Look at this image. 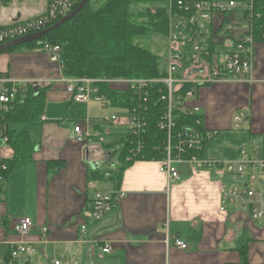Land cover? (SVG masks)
<instances>
[{
	"label": "crops",
	"instance_id": "crops-1",
	"mask_svg": "<svg viewBox=\"0 0 264 264\" xmlns=\"http://www.w3.org/2000/svg\"><path fill=\"white\" fill-rule=\"evenodd\" d=\"M7 2L0 0L5 6ZM47 3L43 0L41 7ZM3 10L0 25L10 15ZM37 12L29 10L25 15ZM236 12L233 33L238 35L245 33V22ZM218 25L216 16L213 28ZM254 49L250 83L211 85L200 91L203 125L218 132L205 150L211 162L235 161L248 144L258 145L264 158V43H255ZM0 73L13 79L42 80L39 88H46L34 153L30 160L7 170L0 190V264L6 263L10 245L19 241L30 243L34 251L18 264H53L56 259L60 264H240L239 249L244 246L247 264H264V220L250 224L248 214L236 207L219 211L220 184H231L220 168L182 164L180 179L173 181L159 170V161L135 160L116 179L112 152L118 139L73 142L74 125L90 126L92 119L69 120L70 126L63 121L73 107L87 114L89 105L69 102L64 84L55 81L62 70L43 52L11 47L0 54ZM243 108L249 109L250 136L235 133L231 126L233 113ZM95 120L93 126L104 125L102 118ZM2 155L6 160L12 156L8 146ZM117 190L124 196L111 211L98 220L90 219L94 196ZM21 217L32 222L23 240L11 228ZM81 226H85L83 232ZM175 238L187 250L175 248ZM104 247L110 251L102 252Z\"/></svg>",
	"mask_w": 264,
	"mask_h": 264
},
{
	"label": "built area",
	"instance_id": "built-area-1",
	"mask_svg": "<svg viewBox=\"0 0 264 264\" xmlns=\"http://www.w3.org/2000/svg\"><path fill=\"white\" fill-rule=\"evenodd\" d=\"M73 3V0H48L44 9L36 15L22 12L8 17L7 22L0 25V45L48 28L71 12ZM166 4L165 66L162 76L106 79L65 77L61 73L56 78V82L64 84L67 98L73 104H95L102 110L109 108L107 97L99 88L103 84H116L120 86L121 94L129 95L128 105L117 108L125 113V118L111 114L102 118V127L74 125L72 140L76 144H86L93 140L131 136L136 141L129 159H136L142 156L144 150L142 137L147 130V104L156 102L161 107L157 128L166 136L159 170L170 180L176 181L180 179L179 165L206 169L216 166L231 181V184H220L219 211L226 212L227 206L236 207L248 214L250 224L263 221L264 158L258 146H243L235 161L211 162L205 156V150L218 132L204 127L199 105L200 90L206 86L251 82L255 50L249 22L252 19L253 0L240 3L234 0H167ZM238 10L240 13L246 12L245 33L235 35L233 22H219L218 27L213 28L216 16L230 17ZM35 41H38V49L63 72L60 46ZM42 84V80H19L0 73V190L8 170L2 155L8 143L4 117L18 97H24L29 89L34 91ZM183 118L191 119V122ZM248 118V108L236 110L231 118L233 130H247ZM40 119H44V116ZM123 196L120 190L97 193L88 217L100 219ZM31 227L32 222L28 217L17 219L11 226L20 240L29 235ZM84 230L85 226H81V231ZM42 231L46 233L47 228ZM173 246L187 250L186 244L179 238L173 240ZM33 251V246L24 241L10 245L9 259L5 264H18L22 257ZM109 251L108 247L102 248L104 253ZM60 263V259L53 260V264Z\"/></svg>",
	"mask_w": 264,
	"mask_h": 264
},
{
	"label": "trees",
	"instance_id": "trees-1",
	"mask_svg": "<svg viewBox=\"0 0 264 264\" xmlns=\"http://www.w3.org/2000/svg\"><path fill=\"white\" fill-rule=\"evenodd\" d=\"M73 1L71 11L80 0ZM166 2L167 0H88L74 18L51 31L39 42L60 46L62 74L65 77L106 79L159 77L163 74L161 57L146 48L142 42L152 33L165 41ZM241 14L243 17L239 16L240 19L244 18L246 12ZM235 15L237 14L217 17L219 22L227 23L236 21L232 19ZM249 23L254 44L264 43V0H253L252 19ZM38 45V41H31L22 46L38 49ZM99 88L107 97L111 109L128 105L129 95L121 94L120 86L103 84ZM45 92L46 88H39L36 93L29 89L24 97L17 98L4 117L3 123L6 125L8 135L7 146L12 151V156L5 160L8 172L16 163L30 160L34 153L36 146L30 133L26 129L18 130L15 127L40 122V117L44 113ZM147 105V130L142 137L144 143L142 156L129 159L136 139L131 136L119 138L116 144L119 148L112 152L117 162L118 174L135 160L159 161L163 158L161 152L166 136L157 128L161 107L156 102H149ZM183 120L191 122V119ZM243 133L250 136L248 129ZM239 251L240 264H247L246 246L241 247ZM7 255L6 262L9 259V250Z\"/></svg>",
	"mask_w": 264,
	"mask_h": 264
},
{
	"label": "rangeland",
	"instance_id": "rangeland-1",
	"mask_svg": "<svg viewBox=\"0 0 264 264\" xmlns=\"http://www.w3.org/2000/svg\"><path fill=\"white\" fill-rule=\"evenodd\" d=\"M7 1L8 2L5 3L6 6L4 4H0V11L2 8H4V10H3L4 12H6V13L10 12V15H8L7 18L12 17V15H14V14H21L22 12L25 13L29 10H32V11L37 10L38 12H40L45 7V6H43V8L41 7L43 0H7ZM165 6H167V4ZM25 7H27V8H25ZM142 43H144L146 48L151 50L153 53L157 54V56L161 57L162 67H164L165 66V64H164L165 41L162 38H160V37L158 38L156 35H153V33H152L150 35V37L146 38V40H144ZM217 85H219V84H217ZM87 109H88L87 110L88 113L86 114V111L84 109H81L79 106L73 107V109L71 111V114H73V118L71 117L72 116L71 114L66 115L68 120L63 121L64 124L70 126L71 121H69V120H85L86 116L88 118L92 119L89 121V123H91L90 126H93L92 124L96 123L95 119L103 118V117H105L107 115L109 116L111 114H114L117 118H120V119L125 118V113L122 111L113 110L111 108H106V109L102 110L95 104H90L87 107ZM79 110H81L82 114H78ZM231 126L233 127L232 123H231ZM15 128L18 130L26 129L30 133V137L32 140L38 139L39 126L37 124L21 125V126L15 127ZM235 133L243 134V130L239 131V132H235ZM106 139H109V138H106ZM112 139H114V138H112ZM112 139H110V140H112ZM255 139H258V137L252 138L251 141H254ZM115 148L117 150L119 148L118 145H116ZM113 160H115V158ZM113 176L116 178L118 177L117 168H116V171L113 173Z\"/></svg>",
	"mask_w": 264,
	"mask_h": 264
},
{
	"label": "water",
	"instance_id": "water-1",
	"mask_svg": "<svg viewBox=\"0 0 264 264\" xmlns=\"http://www.w3.org/2000/svg\"><path fill=\"white\" fill-rule=\"evenodd\" d=\"M87 2H88V0H80L74 10H72L67 15H65L64 17L57 20L54 24H52L51 26H49L48 28H46L40 32L30 34L28 36H25V37L19 38L17 40H13L11 42L0 45V54L3 53L4 51L8 50L11 47L20 46V45H23V44H26V43H29V42L35 41V40H40L41 38H43L47 34H49L51 31L57 29L58 27H60L64 23H66L67 21L74 18L85 7ZM34 91L36 93L37 88H35ZM1 146H2V142L0 141V147Z\"/></svg>",
	"mask_w": 264,
	"mask_h": 264
}]
</instances>
